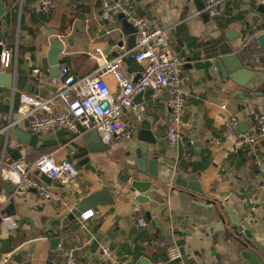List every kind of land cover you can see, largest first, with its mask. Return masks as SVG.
Listing matches in <instances>:
<instances>
[{"label": "crops", "instance_id": "1", "mask_svg": "<svg viewBox=\"0 0 264 264\" xmlns=\"http://www.w3.org/2000/svg\"><path fill=\"white\" fill-rule=\"evenodd\" d=\"M3 1L9 7L5 49L13 56V66L3 71L17 69L19 75L28 77L29 88L35 85L38 96L45 98L54 96L58 85V80L50 83V73L42 63L54 40L64 44L61 67L84 77L98 68V62L89 56L97 49L108 59L133 50H129L130 36L117 18L124 9L137 17L156 19L168 31L172 50L183 59L187 94L183 117L190 126L171 144L167 138L169 94L154 98L147 91L140 107L136 105L139 112L124 114L127 136L107 142L97 131L98 137L88 136L94 130L80 135L61 130L39 135L35 145L21 144L15 135L8 136L12 129L8 133L4 129L11 111L20 104L21 94L37 92L15 91L0 81V168L22 155L28 164L52 155L58 162L70 158L79 173L71 188L58 181L49 186L61 195L58 203L42 201L33 190L25 196H17L15 191L8 194L7 182L0 180V198L7 199L0 201V222L11 209V217L19 225L14 230L2 226L0 264L8 256L9 264H68V253L75 254L76 264H137L142 259L146 264H246L235 236L230 235L239 232L242 239L264 250V163L259 168L249 147V152L242 154L238 140L243 134L238 128L226 134L227 122L233 116L238 117L239 125L246 124L250 133L254 114H264V98L245 96L243 89L224 80L213 64L223 46L235 50L245 67L264 72V50L256 40L264 33V12L253 0H224L221 18L203 17L187 0H128L121 2V9L109 21L102 19L105 0H54L56 8L51 15L40 10L37 0ZM19 47L24 52L19 53ZM36 69L41 74H35ZM130 73L132 78L138 74L131 67ZM106 82L113 93L117 91L112 76H107ZM223 105L227 108L222 109ZM143 115H147L157 139L149 148L163 163L158 179L127 167L121 152L140 132ZM195 120L202 143L198 158L190 136ZM13 128L27 131L23 126ZM261 145L264 152V141ZM175 173L197 175L203 194L168 182ZM132 180L152 182L149 202L136 201L138 193L130 190ZM104 187L111 191L113 205L90 209L95 215L88 220L80 217L61 226L77 204L72 188L84 197ZM140 221L146 225L140 227ZM57 238L60 242L53 248L52 241ZM170 245L180 249V260L168 261ZM105 247L110 249L109 260L102 257Z\"/></svg>", "mask_w": 264, "mask_h": 264}, {"label": "built area", "instance_id": "2", "mask_svg": "<svg viewBox=\"0 0 264 264\" xmlns=\"http://www.w3.org/2000/svg\"><path fill=\"white\" fill-rule=\"evenodd\" d=\"M40 10L51 15L55 8L54 0H37ZM105 0L102 5V19L109 21L114 13L121 9V2ZM256 5H264V0H253ZM224 0H207L205 11L211 17L224 16ZM128 21L136 28V46L132 51L108 59L102 50L89 54L90 58L98 62V68L84 77H77L67 67H61L57 90L51 98H45L29 93H22L19 106L11 111L10 119L5 127L7 133L13 127L23 126L31 134L46 135L57 131H67L72 135H80L85 130H95L103 141L110 142L113 137L127 136V126L123 120L128 111L139 112L134 103L140 93L151 91L154 98L169 94V118L167 123V138L171 144L181 138L182 129L190 126L183 117L186 106L185 80L182 76L183 59L172 50L168 31L153 18L134 16L124 9ZM129 56L142 67L137 82H134L130 67L126 63ZM13 66V56L9 49L2 52L1 70ZM34 73L41 74L39 69ZM112 76L117 84V91L112 92L106 82V77ZM226 105L222 109H226ZM16 115V117H15ZM239 119L229 117L226 134L237 131ZM264 141V114L255 113L253 128L250 133L238 140L240 147H249L257 158L259 168H263L264 152L261 144ZM46 175L53 182L63 185H75L79 173L75 165L64 159L60 162L52 155H46L33 164H28L25 156L11 161L0 168V180L12 184L17 196H25L31 190L45 202L58 203L61 195L51 187L45 185L41 179L32 176L29 172ZM3 203L6 197L0 198ZM95 215L93 211L82 214L83 220ZM146 224L142 221L139 226ZM2 226L10 230L18 228V223L11 216L2 218ZM168 261L175 262L181 259L180 249L170 245L167 249ZM110 249L103 248L102 257L109 260ZM68 264H76L75 254L66 255ZM11 256L3 260L9 264Z\"/></svg>", "mask_w": 264, "mask_h": 264}, {"label": "water", "instance_id": "3", "mask_svg": "<svg viewBox=\"0 0 264 264\" xmlns=\"http://www.w3.org/2000/svg\"><path fill=\"white\" fill-rule=\"evenodd\" d=\"M36 0H32L35 2ZM188 2L192 1L196 9L202 13L203 17L209 16V13L205 11L206 5L205 0H187ZM29 3V1L27 0ZM264 12V5L259 6ZM9 11V7L6 6L3 0H0V81H2L3 86L13 90L19 91H36L35 85H31L29 88V84L27 82L28 77L22 76L17 73V69H12L11 72L1 70V61H2V52L5 49L7 44L6 36L4 33V24H5V16ZM118 20L125 31L126 34L130 36L129 38V50H132L136 46V33L137 30L132 26V24L128 21L125 14H120ZM231 34H227L230 38ZM257 42L260 45V48L264 50V33L260 34L256 37ZM64 44L61 40L57 39L51 43L50 49L48 51L46 59L43 60V67L45 70H48L50 73V83L56 84V80L60 78V55L63 53ZM221 56L214 60L213 64L215 68L221 74V77L226 81H231L240 88L243 89V93L245 96L251 98H264V72L255 71L245 67V64L240 60L239 55L235 50L231 48L224 49L222 46L220 48ZM126 63L131 67V71L138 72V74L133 75V81L137 82L140 76V72L142 67L137 64L134 60V56H130L127 58ZM56 89H54V92ZM37 95H39V91H36ZM144 93H140L136 96L134 103L138 107L142 104V97ZM186 108L184 109L183 114L185 113ZM16 117V115H15ZM197 118V117H196ZM142 127L138 135L135 139L127 141L124 147L121 149V152L125 154L126 161L124 164L137 173L149 174L151 178L158 179L159 178V167L163 165V163L159 162V157L155 155L149 146H154L157 144V139L153 135L152 132V124L147 120V115H143L141 119ZM198 121L195 120L192 123V130L190 136L193 139L196 152L195 155L198 158L202 153V143L199 141L198 134ZM238 130L241 134L245 135L248 132V126L246 124H241L238 126ZM15 135L18 138V141L21 144H29L35 145L38 143L39 135L31 134L21 128H12L11 132L8 134ZM96 136L98 137L97 132L94 130L88 134V136ZM84 139L87 140V136H84ZM102 142V141H101ZM104 150L105 148L102 147ZM67 160L70 161V158ZM41 181H43L48 186H51L53 181L49 179L46 175L36 173ZM168 182L172 184L178 185L180 187L187 188L188 190L195 192L197 194H203V188L199 181V177L195 174L190 176H185L183 174H173L170 179H167ZM151 181H138L132 180L130 184V190L133 193H138L136 197V201L140 204H144L149 202L151 196ZM68 188H71V185H68ZM5 189L8 194L14 193V187L10 183H6ZM72 193H74L76 198V207L73 208L67 218L62 220L61 226L65 227L71 221L80 218L83 213L90 209L97 208L99 206L105 207L110 206L115 203L113 196L111 195V191L104 187L100 191L92 193L90 195L82 197L81 195L76 194L75 189H71ZM224 209V208H223ZM6 216H13V212L11 209L6 210ZM5 215V214H4ZM220 217V215H219ZM222 224L225 221L220 217ZM2 232V220L0 222V236ZM230 235L235 236V240L238 242L241 247L240 250V258L246 264H264V250L256 245L253 241L249 239H242V234L235 233ZM60 238H57L52 241L54 244L53 248L59 244ZM95 246V245H94ZM254 248H258L262 253ZM141 264H146L142 259L140 261ZM137 263V264H140ZM133 264V263H132Z\"/></svg>", "mask_w": 264, "mask_h": 264}, {"label": "trees", "instance_id": "4", "mask_svg": "<svg viewBox=\"0 0 264 264\" xmlns=\"http://www.w3.org/2000/svg\"><path fill=\"white\" fill-rule=\"evenodd\" d=\"M5 36H6V42L8 43V41H7V39H8V36H7V34H5ZM7 45V44H6ZM21 52H24L23 50H22V48H20L19 47V53H21ZM19 60H20V58H19ZM240 150H241V152H242V154L245 156L248 152H249V148H242V147H240Z\"/></svg>", "mask_w": 264, "mask_h": 264}]
</instances>
